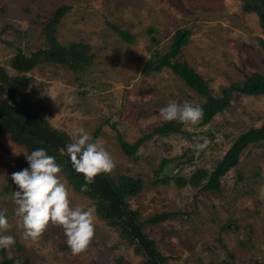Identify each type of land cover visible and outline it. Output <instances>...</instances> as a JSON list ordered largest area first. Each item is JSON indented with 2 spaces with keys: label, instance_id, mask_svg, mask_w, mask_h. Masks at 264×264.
Returning <instances> with one entry per match:
<instances>
[{
  "label": "rangeland",
  "instance_id": "374dc122",
  "mask_svg": "<svg viewBox=\"0 0 264 264\" xmlns=\"http://www.w3.org/2000/svg\"><path fill=\"white\" fill-rule=\"evenodd\" d=\"M64 5L71 9L57 26L58 40L65 47L73 42L90 45L96 56L93 66L76 74L44 63L18 73L13 58L19 50L31 57L49 48L44 25ZM110 25L135 36V42H125ZM179 28L192 31L181 59L207 79L214 96L247 75L264 74V30L258 15L244 13L237 0H0V66L12 79H28L24 93L35 115L53 129L72 140V133L83 128L94 142L100 141L116 163L111 176L143 180L139 195L129 199L130 209L139 213L144 234L169 259L166 264L264 263V143L243 152L219 191H205L203 184L179 188L174 181L157 182L165 176L189 178L200 169L211 172L241 134L264 124V96L235 94L210 124L155 135L134 157L120 148L115 128L134 143L166 122L160 109L170 101L199 107L206 101L170 69L143 73L153 54L169 51ZM200 137L210 144L197 152L192 145L203 143ZM25 154L24 147L0 134V211L11 226L0 234L15 239L7 249L9 258L19 257L20 264H143L144 257L101 221L96 210L95 238L80 255L71 253L61 227L49 226L37 242L25 240L12 195L4 190L12 173L22 170L16 161ZM164 160L170 162L157 175ZM61 177L72 192L73 207H94ZM164 213L171 214L166 221L146 223Z\"/></svg>",
  "mask_w": 264,
  "mask_h": 264
},
{
  "label": "trees",
  "instance_id": "16d2710c",
  "mask_svg": "<svg viewBox=\"0 0 264 264\" xmlns=\"http://www.w3.org/2000/svg\"><path fill=\"white\" fill-rule=\"evenodd\" d=\"M237 1L242 3V10L244 13L258 15L260 26L264 30V0ZM70 9L71 8L66 5L59 7L53 13L49 21L45 23L44 32L49 48L39 50L37 53L32 54L31 57H27L21 50H19V53L13 58L12 67L14 70L21 74H27L34 70L38 65L45 63L53 66H62L68 68L76 74H80L86 72L93 66L96 56L91 53L92 49L90 45L73 42L68 47H65L58 40L57 26L59 25L60 20L64 18ZM110 26L125 42L129 44H133L135 42V36L129 32L124 31L115 25ZM191 35V29L179 28L172 39L169 51L165 54H160L158 52L153 54L151 59L145 64L143 70V73L149 76L151 73H160L165 69H170L185 83L187 87L206 99V101L200 105L204 112L203 120L199 125L191 127L202 128L210 124L218 114L227 110V108L231 105L235 94H241L248 97L264 96V74L261 73H252L247 75L243 81L234 82L229 87L224 88L220 96H214L207 79L202 74L197 72L195 68L191 67L187 61L181 59L183 48L190 43ZM261 45L264 50V41H261ZM0 78L6 79L12 83L14 91L18 94V96L22 97L25 109L39 124L54 131L63 140L69 143L72 142L66 133L53 129L45 119L35 115L33 105L28 100L23 90V87L28 83V79H12L2 66H0ZM115 126L116 125L114 124L113 128H115ZM184 126L185 124L178 121H166L162 125L153 129L151 133L144 135L134 143L127 142L116 128L115 130L118 133L117 139L120 148L128 158H131L134 157L139 149L155 135L167 137L172 134H181L184 133ZM100 131L101 127L95 132V136H97ZM0 134L7 136L14 145L24 147L28 154H31L32 151L37 149H44L48 155L54 156L56 163L59 164L63 170L61 174L64 175V177L68 180L69 185L72 186L77 193L90 199L91 205L95 207L97 217L101 221L105 222L109 227L114 228L124 242L131 244L137 255L144 257L143 264H152L146 259L144 252L137 243L134 234L117 216L106 199L101 195L100 191L93 184L87 185L88 191H81L82 186L85 184L84 177L82 174H78L74 170L71 161L67 157L62 155L49 143L44 142L29 133L1 108ZM259 143H264V124L260 127H251L246 132L241 134L211 172L200 169L189 178L165 176L158 179L157 182L167 185L174 181L179 188H184L186 186L198 188L203 184L202 189L205 191H219L221 189L222 179L232 169L239 165L243 152L251 145ZM169 162V160H164L162 162L160 169L156 171L157 175L162 174ZM16 163L22 170L29 168L25 156L18 158ZM102 175L106 179L109 186L114 190L123 206L133 216L134 220L138 222V225L143 232V225L139 221V213L131 210L129 205V199L138 196L141 192L143 180L128 175H121L118 178H114L111 174ZM4 188L5 193L9 195H12L13 192L17 190V186L11 179ZM170 216V213L160 215L157 214L149 218L146 223L157 225L169 219ZM223 229H226V227ZM144 236L153 247L161 262L166 264L169 259L161 254L153 241L149 240L145 234ZM19 251H21L20 248ZM1 255L2 261L0 264L21 263V259L17 256L9 258L7 255V249H1ZM117 264L123 263L118 261Z\"/></svg>",
  "mask_w": 264,
  "mask_h": 264
},
{
  "label": "clouds",
  "instance_id": "9594fccd",
  "mask_svg": "<svg viewBox=\"0 0 264 264\" xmlns=\"http://www.w3.org/2000/svg\"><path fill=\"white\" fill-rule=\"evenodd\" d=\"M160 117L164 121L196 126L203 120L204 112L201 107L188 102L179 105L170 101L160 109ZM199 139L203 143L192 145L197 152L207 149L210 144L206 137ZM63 151L70 157L74 170L83 175L85 184L81 191L84 192L98 175L111 174L116 168L114 159L103 144L94 142L83 128L72 133V142ZM25 157L29 168L11 176L17 186L12 194L15 215L22 222L24 239L37 242L49 226L61 227L71 253L80 255L86 252L95 238L94 207H73L72 192L63 181V170L54 156L48 155L44 149H37ZM10 227L5 213L0 211V233L7 232ZM14 244L13 236L0 234V249H9Z\"/></svg>",
  "mask_w": 264,
  "mask_h": 264
},
{
  "label": "water",
  "instance_id": "95a60500",
  "mask_svg": "<svg viewBox=\"0 0 264 264\" xmlns=\"http://www.w3.org/2000/svg\"><path fill=\"white\" fill-rule=\"evenodd\" d=\"M15 99V100H13ZM0 108L5 111L14 121L26 129L29 133L33 134L40 140L49 143L62 155L70 157L63 151L69 142L63 140L54 131L39 124L25 109L22 97L14 91L12 83L6 79L0 78ZM93 184L106 199L108 204L115 211L117 216L126 224L128 229L134 234L137 243L144 252L146 259L152 264H163L158 258V255L150 245L149 241L145 238L141 231L138 222H136L129 211L123 206L118 199L114 190L109 186L104 176L98 175ZM230 264H264L260 261H252L248 263H230Z\"/></svg>",
  "mask_w": 264,
  "mask_h": 264
}]
</instances>
